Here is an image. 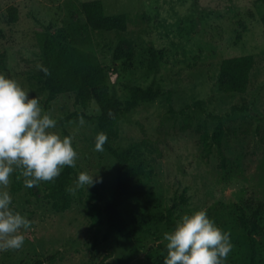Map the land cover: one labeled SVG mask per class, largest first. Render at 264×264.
<instances>
[{
  "label": "rangeland",
  "instance_id": "1",
  "mask_svg": "<svg viewBox=\"0 0 264 264\" xmlns=\"http://www.w3.org/2000/svg\"><path fill=\"white\" fill-rule=\"evenodd\" d=\"M83 1L0 0V52L5 54L0 74L16 80L39 100L42 110L56 120L52 131L62 137L68 132L72 137L78 153L77 173L94 174V179L101 180L77 188L74 179L69 187L71 206L56 211L45 196L43 182L32 188L23 184L13 191L12 182L19 176L14 172L6 190L31 227L22 229L25 241L20 249L0 251V264H26L56 250L59 254L47 264H148L152 258L163 264L167 255L163 233L171 229L164 222L153 221L146 231L132 237L111 236L108 240L101 239L107 226L104 214L99 226L91 224L87 212L91 195L99 205L113 197L117 161L104 146L103 152L95 151L99 133L95 115L100 110L93 99L83 106L72 92L58 93L45 110L47 91L44 73L36 67L42 61L35 35L43 25L54 30L57 46L74 44L95 53L106 68L109 91L122 101L134 86L152 85L161 91L154 100L141 101L120 116L118 136L111 142L123 149L148 138L162 151L157 157L144 147L134 150L131 161L147 170L134 179L135 193L120 206L127 222L150 210L172 207L176 222L183 214L205 209L222 231L230 233L233 248L225 264H248L249 232L240 224L241 207L250 217L255 208L252 200L264 205V1L102 0L106 13L127 15L124 31L91 29L82 11ZM12 6L17 8L15 21L10 19ZM150 47L156 50L155 65H150ZM245 53L255 58L246 91L219 90L221 60ZM195 99H205L207 112L223 116L224 167L219 165L217 145L211 143L206 156L202 144V137L211 134L217 119L198 107L179 112ZM232 105L245 107L232 110ZM72 112L78 114L57 123ZM259 217L262 228L264 207ZM257 250L258 263L264 264L262 233L257 234Z\"/></svg>",
  "mask_w": 264,
  "mask_h": 264
},
{
  "label": "trees",
  "instance_id": "2",
  "mask_svg": "<svg viewBox=\"0 0 264 264\" xmlns=\"http://www.w3.org/2000/svg\"><path fill=\"white\" fill-rule=\"evenodd\" d=\"M264 1V0H263ZM11 21L18 18L17 8L11 7ZM82 11L85 16L86 23L93 30H117L124 31L127 29L128 18L123 12L106 13L102 0H85L82 2ZM262 22L264 24V13L262 15ZM36 39L40 47V57L42 65L49 69L51 75L45 76L43 79V86L47 91V96L43 103L46 111L50 107V102L58 93L72 92L75 101L85 106L90 99H93L100 112L95 115L99 133L107 134L108 140L104 147L116 158L117 172L115 181V190L113 197L99 205L95 201V195L91 197L93 201L88 205L87 212L91 216V224L99 226L101 223V215L106 216L107 226L102 233V240H108L111 236L115 237H132L147 229V225L153 221L164 222L168 229H172L175 221L172 219V207L166 211L150 210L141 214L138 220L131 223L123 217L120 206L129 201L130 197L135 193L132 187L134 179L140 175L146 174V167L141 163H133L131 158L134 155V150L142 147L151 152H155L157 157L162 154L159 146L148 138H142L133 142L127 148H118L111 142L118 136L119 133V119L131 108L137 106L141 101H152L159 94V88H153L152 85L141 87L134 86L129 94V97L122 101L115 93L110 92L107 87V71L105 66L101 63L99 57L88 50H85L74 44H66L57 46L54 30L49 25H43L36 33ZM151 58L150 65L156 63V50L153 47L149 48ZM130 56V53L128 54ZM115 58L118 55L114 54ZM255 63V58L251 53L238 54L234 56L225 57L221 60L217 87L219 90L229 92L246 91L250 81V71ZM5 67V54L0 52V71ZM205 99H195L187 103L179 110L180 113H185L190 107H198L206 112L208 116L217 119L211 134H205L202 137V144L205 148V155L208 156L211 152V143L217 145V153L219 155V165L224 167L226 165V156L221 147V141L224 136L223 116L207 112L204 106ZM245 107V106H244ZM243 106L232 105V110H243ZM169 111L175 112L170 107ZM78 114L72 112L65 115L58 120L57 123H64L74 118ZM82 115V114H79ZM65 136H69L65 132ZM19 173V171H18ZM78 173L76 168L65 167L61 174L53 182H43L45 196L51 202V206L56 211H64L72 204L73 196L70 192V185L74 179H77ZM24 178L17 176L14 178L11 189L18 191L23 186ZM252 205L255 208L250 217L245 212L244 207H241L240 224L249 232L250 244V259L248 264L258 263L257 250V234H264V225L259 226V216L263 210V203L259 200H252ZM15 211L23 215L22 211L11 203ZM156 239L159 237L156 235ZM95 247L96 241L92 243ZM158 246H162L158 242ZM59 250L49 253L43 258H38L33 262L26 264H47L59 254ZM23 264V263H22ZM107 264V262L105 263ZM148 264H162L158 258H152Z\"/></svg>",
  "mask_w": 264,
  "mask_h": 264
},
{
  "label": "clouds",
  "instance_id": "3",
  "mask_svg": "<svg viewBox=\"0 0 264 264\" xmlns=\"http://www.w3.org/2000/svg\"><path fill=\"white\" fill-rule=\"evenodd\" d=\"M45 76L48 68L37 64ZM85 123L83 117L79 124ZM56 120L44 112L37 98L31 97L20 84L0 74V251L18 250L25 241L23 230L31 221L10 207L12 197L6 190L16 171L26 188L41 182H53L65 167L75 168L78 153L71 136L55 131ZM108 137H95V151L103 152ZM101 182L94 174L80 172L76 187ZM167 255L163 264H225L233 245L230 233L222 231L205 209L183 214L170 231L163 233Z\"/></svg>",
  "mask_w": 264,
  "mask_h": 264
}]
</instances>
